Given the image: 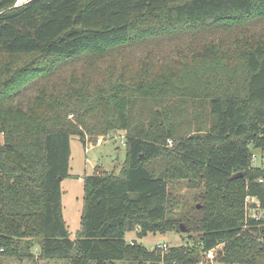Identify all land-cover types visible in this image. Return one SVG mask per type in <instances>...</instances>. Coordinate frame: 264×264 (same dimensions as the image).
<instances>
[{"label":"trees","instance_id":"1","mask_svg":"<svg viewBox=\"0 0 264 264\" xmlns=\"http://www.w3.org/2000/svg\"><path fill=\"white\" fill-rule=\"evenodd\" d=\"M17 1L0 0V54L50 62L94 52L107 65L89 58L69 63L71 73H22L0 62V264H200L221 243V262L264 264V218L245 217L247 196L264 208V167L253 164L264 153V0ZM159 36L182 40L167 63ZM116 129L125 132L124 165L84 177L72 238L62 204L71 136L86 146ZM176 180L204 186L203 203L182 218L201 249L128 241L133 230L185 232L170 200Z\"/></svg>","mask_w":264,"mask_h":264},{"label":"rangeland","instance_id":"2","mask_svg":"<svg viewBox=\"0 0 264 264\" xmlns=\"http://www.w3.org/2000/svg\"><path fill=\"white\" fill-rule=\"evenodd\" d=\"M17 1V4L23 3L24 0ZM155 29V24H152L148 31ZM190 35H184V39H187ZM165 36H159L158 40L160 42L150 39L151 43H158L159 49L163 48L159 57L163 58V61L167 63L170 58V52L174 47L180 46V43L177 42L174 44H167L165 41ZM179 43V44H178ZM143 43L130 54L128 57L133 60L134 54L142 55ZM132 51V47H127ZM117 49V48H115ZM119 49V48H118ZM126 49V50H128ZM168 54V55H167ZM83 55L88 56L89 52L84 53ZM92 59L95 62L100 63L103 67L107 64L101 63L99 59L101 58L94 52H92L89 57H76V58H59L55 61L45 62V59L40 55H24L16 54L13 58L7 57L4 54H0V62L4 64L7 60L10 61L9 69L17 70L20 72H27L30 68H40V69H51L57 68V71L61 73H71L69 68V63L84 64L87 59ZM115 56L108 57L106 61L114 59ZM160 59V60H161ZM158 62L157 59H155ZM159 60V61H160ZM105 61V60H104ZM59 67V68H58ZM41 79L36 80L31 83L24 89V92L21 94L20 99H26L29 95H34L36 93V88L40 84ZM199 101V106L202 108L204 100ZM200 111V110H199ZM189 113V112H188ZM199 112H194L193 114L187 117L185 125L191 122V127L194 128L196 122L193 118L194 114ZM201 113L197 116L199 117ZM202 124H208L210 122V117L204 114L202 116ZM103 137L102 143H98V138ZM3 140V134L0 133V142ZM71 148L72 155L70 161V176L65 178L62 182V204H63V215L64 219L69 227V231L72 238H76L77 232L81 227V218L84 208V177L95 172H109L118 174L121 171L122 166L126 160V138L125 132L123 129L111 130L108 133L102 135L87 137L86 146L84 142L80 139L79 136H71ZM257 157L254 160V166L264 167V153L257 151ZM205 192L204 186L202 183L190 182L188 180H176L170 183V200L172 205V211L174 212V217L179 219L180 223L188 225L185 220H182L183 214L189 210H193L195 204L203 203V194ZM195 214H198V211H193ZM245 217L246 219L255 218L260 219L264 218V208L261 206V202L257 197L247 196L245 201ZM184 219V218H183ZM128 241L136 240L139 243H142L149 249H153L158 243H168L171 246L176 245H185L187 247H200V241L196 232H180V231H167L165 233L160 232H150L147 236L140 238L137 236L136 231L127 233ZM191 237V238H190ZM223 243L219 244L213 249L215 258L212 261V264H229L219 261L217 258L218 251L223 248ZM11 264H20L17 262H12ZM47 264H67L66 262H49ZM115 264H131L128 261H121ZM237 264V263H235Z\"/></svg>","mask_w":264,"mask_h":264},{"label":"built area","instance_id":"3","mask_svg":"<svg viewBox=\"0 0 264 264\" xmlns=\"http://www.w3.org/2000/svg\"><path fill=\"white\" fill-rule=\"evenodd\" d=\"M26 1V0H24ZM23 1V2H24ZM103 137L98 138V143H102ZM169 143L172 144V140H169ZM262 181V180H261ZM162 249V251H167L170 249V244L164 242V243H158L156 245V248ZM215 258L213 249L207 251L204 253L203 259L201 260L200 264H212L213 259Z\"/></svg>","mask_w":264,"mask_h":264},{"label":"water","instance_id":"4","mask_svg":"<svg viewBox=\"0 0 264 264\" xmlns=\"http://www.w3.org/2000/svg\"><path fill=\"white\" fill-rule=\"evenodd\" d=\"M19 2H21V1L19 0ZM240 175H241V173H238L234 177L236 178V177H239ZM181 229H182V231H186L187 230V228L185 227V225L183 223H181Z\"/></svg>","mask_w":264,"mask_h":264}]
</instances>
